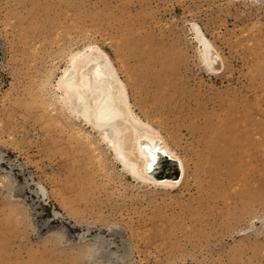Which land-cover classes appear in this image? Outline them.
Segmentation results:
<instances>
[{"label":"rangeland","instance_id":"obj_1","mask_svg":"<svg viewBox=\"0 0 264 264\" xmlns=\"http://www.w3.org/2000/svg\"><path fill=\"white\" fill-rule=\"evenodd\" d=\"M88 46L177 185L129 175L64 104ZM0 264H264V0H0Z\"/></svg>","mask_w":264,"mask_h":264},{"label":"bare ground","instance_id":"obj_2","mask_svg":"<svg viewBox=\"0 0 264 264\" xmlns=\"http://www.w3.org/2000/svg\"><path fill=\"white\" fill-rule=\"evenodd\" d=\"M194 30L198 42L205 45L219 66L216 52L206 45V37L199 29ZM58 89L68 109L80 122L100 132L129 175L164 187L181 181L182 161L151 125L135 115L126 84L109 55L99 46H88L71 57L70 65L58 79Z\"/></svg>","mask_w":264,"mask_h":264}]
</instances>
